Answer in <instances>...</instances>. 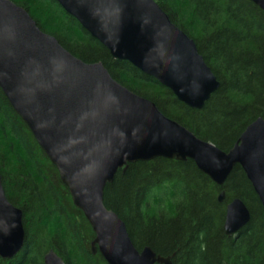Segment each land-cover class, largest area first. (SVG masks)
Here are the masks:
<instances>
[{
  "label": "water",
  "instance_id": "obj_1",
  "mask_svg": "<svg viewBox=\"0 0 264 264\" xmlns=\"http://www.w3.org/2000/svg\"><path fill=\"white\" fill-rule=\"evenodd\" d=\"M56 1L114 59L154 77L188 107L203 108L219 88L195 41L155 0ZM252 1L264 12V0ZM0 89L57 168L95 233L92 252L107 264H173L175 256L149 246L139 251L125 222L105 206L107 185L131 163L192 160L221 187L239 165L264 208V118L223 151L117 82L102 62L72 55L12 0H0ZM225 197L222 190L219 202ZM250 220L244 201L233 199L226 205L225 234L237 235ZM24 244L23 212L8 200L0 174V257H16ZM44 264L66 263L50 250Z\"/></svg>",
  "mask_w": 264,
  "mask_h": 264
},
{
  "label": "trees",
  "instance_id": "obj_2",
  "mask_svg": "<svg viewBox=\"0 0 264 264\" xmlns=\"http://www.w3.org/2000/svg\"><path fill=\"white\" fill-rule=\"evenodd\" d=\"M12 1L72 55L102 62L117 82L223 151L264 118V12L252 0H155L195 41L220 83L201 109L188 107L130 62L114 59L56 0ZM0 174L8 200L23 212L25 229L23 250L0 257V264H44L50 250L66 264H107L92 252L95 233L57 168L1 89ZM235 198L244 201L251 220L229 237L223 229L226 205ZM104 203L125 222L139 251L149 246L163 256L175 254L173 264H264V208L239 165L221 187L192 160L131 163L107 185Z\"/></svg>",
  "mask_w": 264,
  "mask_h": 264
}]
</instances>
